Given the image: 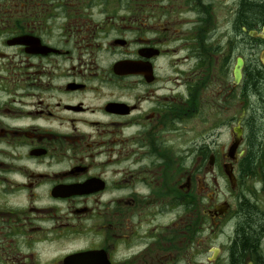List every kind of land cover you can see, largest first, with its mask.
Listing matches in <instances>:
<instances>
[{"label":"flooded vegetation","instance_id":"flooded-vegetation-1","mask_svg":"<svg viewBox=\"0 0 264 264\" xmlns=\"http://www.w3.org/2000/svg\"><path fill=\"white\" fill-rule=\"evenodd\" d=\"M248 262L264 0H0V264Z\"/></svg>","mask_w":264,"mask_h":264},{"label":"trees","instance_id":"trees-1","mask_svg":"<svg viewBox=\"0 0 264 264\" xmlns=\"http://www.w3.org/2000/svg\"><path fill=\"white\" fill-rule=\"evenodd\" d=\"M250 226L252 228H254V223H251ZM252 230H251V232H253ZM239 239L242 242L243 246L245 245V247L248 246V245L254 244V241H255V237L254 236H252V235H250V236L249 235H246L245 236V234L241 235ZM236 256H237V253H236Z\"/></svg>","mask_w":264,"mask_h":264},{"label":"water","instance_id":"water-1","mask_svg":"<svg viewBox=\"0 0 264 264\" xmlns=\"http://www.w3.org/2000/svg\"><path fill=\"white\" fill-rule=\"evenodd\" d=\"M65 263H72V262H71L70 258H67V259L65 260ZM247 264H252V263H251V262H248Z\"/></svg>","mask_w":264,"mask_h":264},{"label":"bare ground","instance_id":"bare-ground-1","mask_svg":"<svg viewBox=\"0 0 264 264\" xmlns=\"http://www.w3.org/2000/svg\"><path fill=\"white\" fill-rule=\"evenodd\" d=\"M251 64V63H250Z\"/></svg>","mask_w":264,"mask_h":264}]
</instances>
